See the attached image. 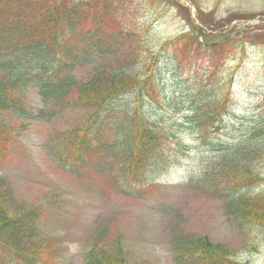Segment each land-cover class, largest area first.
I'll list each match as a JSON object with an SVG mask.
<instances>
[{"label":"rangeland","instance_id":"obj_1","mask_svg":"<svg viewBox=\"0 0 264 264\" xmlns=\"http://www.w3.org/2000/svg\"><path fill=\"white\" fill-rule=\"evenodd\" d=\"M124 1L125 19L138 27L150 26L146 35L153 36L146 37L152 40L185 31L187 14L194 25L211 35L242 36L230 41L226 51L213 53L224 62L213 77L208 76L207 65L198 54L190 61L184 59L185 51L161 56L154 93L142 92L141 110L149 121L178 139L168 141L158 152L157 162L149 166L158 167L159 172L132 186L117 181L114 147H110L120 129L119 113L113 111L105 118L102 155L72 166L56 150V135L81 124L85 110L73 107L69 100L40 99L30 90L26 109L0 112V120L12 128L0 149L1 176L10 183L16 208L35 207L39 213L38 264H83L93 234L100 228L108 231V242L118 238L129 264H177L172 246L183 232L207 236L243 263L264 264L263 235H245L227 214L225 198L200 185L202 164L215 151L211 144L201 143L192 125L182 120L190 101L204 98L228 73L232 80L227 116L220 128L209 129L205 141L216 144L217 140L243 136L264 118V27L259 28L264 24L253 25L244 33L250 25L264 21V0ZM189 1L195 13L186 5ZM198 11L211 13L209 18L215 21L211 30L198 15L194 19ZM117 12L120 14V7ZM119 104L136 105L128 95ZM261 172L264 175V160ZM257 191H264V181L253 187ZM251 240L260 245L248 248Z\"/></svg>","mask_w":264,"mask_h":264},{"label":"trees","instance_id":"obj_2","mask_svg":"<svg viewBox=\"0 0 264 264\" xmlns=\"http://www.w3.org/2000/svg\"><path fill=\"white\" fill-rule=\"evenodd\" d=\"M124 3L0 0V112L26 109L30 90L40 99L69 100L73 107L85 110L81 124L56 135V150L64 153L72 166L84 165L102 155L105 118L113 111L119 113L120 129L113 135L110 147H114L117 181L132 186L159 170L149 166L168 141L175 143L178 139L149 121L141 110L142 92L154 93L161 56L185 51L184 59L190 61L198 54L207 65L208 76L213 77L214 71L224 66L213 53L226 51L231 42L223 43L225 36L201 29L199 40L189 14L185 15V31L152 40L153 37H146L153 36L146 35L150 26L138 27L125 19ZM197 15L209 30L214 27L211 13L198 11ZM81 67L85 69L78 72ZM231 80L228 73L223 81L218 79L211 86L204 98L192 99L182 120L183 124L192 125L201 143L211 144L215 151L202 164L200 185L225 198L227 214L245 235H263L264 239V191L253 192V187L264 181V118L251 125L243 136L217 140L216 144L205 141L209 129L220 128L227 116ZM127 95L133 97L136 105L119 104ZM11 129L0 120V149ZM9 184L0 171V264H38L39 213L35 207L16 208ZM107 233L100 228L93 234L83 264H129L121 242L118 238L108 242ZM258 245L260 241L251 240L247 247L256 249ZM172 248L177 264H248L233 259L228 248L204 235L179 233Z\"/></svg>","mask_w":264,"mask_h":264},{"label":"water","instance_id":"obj_3","mask_svg":"<svg viewBox=\"0 0 264 264\" xmlns=\"http://www.w3.org/2000/svg\"><path fill=\"white\" fill-rule=\"evenodd\" d=\"M186 4H187L190 8H192V9L194 8L193 10H195L194 5H193L192 3H190V1L187 2ZM194 17L196 18V14H194ZM256 24H264V21H258V22H256L255 24L250 25V26L244 31V33H245L246 31H248L249 28L253 27V25H256ZM233 37H236V36H232L231 38H233Z\"/></svg>","mask_w":264,"mask_h":264}]
</instances>
